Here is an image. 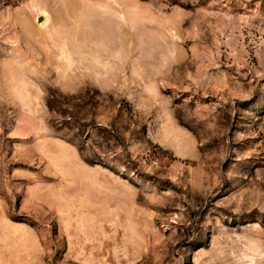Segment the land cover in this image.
<instances>
[{
    "label": "rangeland",
    "instance_id": "rangeland-1",
    "mask_svg": "<svg viewBox=\"0 0 264 264\" xmlns=\"http://www.w3.org/2000/svg\"><path fill=\"white\" fill-rule=\"evenodd\" d=\"M0 264H264V0H0Z\"/></svg>",
    "mask_w": 264,
    "mask_h": 264
}]
</instances>
